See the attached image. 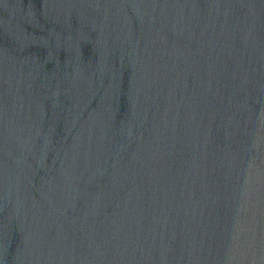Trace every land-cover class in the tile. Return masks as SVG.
Listing matches in <instances>:
<instances>
[{"label":"water","instance_id":"95a60500","mask_svg":"<svg viewBox=\"0 0 264 264\" xmlns=\"http://www.w3.org/2000/svg\"><path fill=\"white\" fill-rule=\"evenodd\" d=\"M0 264H264V0H0Z\"/></svg>","mask_w":264,"mask_h":264}]
</instances>
